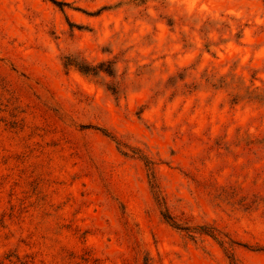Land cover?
I'll list each match as a JSON object with an SVG mask.
<instances>
[{"label":"rangeland","instance_id":"1","mask_svg":"<svg viewBox=\"0 0 264 264\" xmlns=\"http://www.w3.org/2000/svg\"><path fill=\"white\" fill-rule=\"evenodd\" d=\"M144 256L264 264V0H0V264Z\"/></svg>","mask_w":264,"mask_h":264},{"label":"trees","instance_id":"2","mask_svg":"<svg viewBox=\"0 0 264 264\" xmlns=\"http://www.w3.org/2000/svg\"><path fill=\"white\" fill-rule=\"evenodd\" d=\"M82 72L84 73H88L90 71V73H95V69H97L98 67H87V68H83L81 66L78 67ZM147 164H150V162H148ZM151 169V167H150ZM149 175V184L150 187L154 190V198L156 200H158V202H160V204H163V210H160V214L162 216V218L168 222L171 226L175 227L176 229H180V230H184L187 232V234L190 237H193L195 233H202V234H206L209 235L213 238L217 237V231L216 229H214L213 227L210 228H204V227H189V226H185L183 224H181L180 222L177 221V219H175L174 216H172L168 209L165 206V200L164 197L160 195V188H159V184L156 178V175L154 174L153 170L151 169V171L148 173ZM230 258V264H236V262L229 256ZM142 264H150V258L148 256H144L143 260H142Z\"/></svg>","mask_w":264,"mask_h":264}]
</instances>
